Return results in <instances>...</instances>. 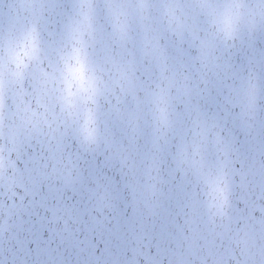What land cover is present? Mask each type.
Listing matches in <instances>:
<instances>
[{"label": "water", "instance_id": "obj_1", "mask_svg": "<svg viewBox=\"0 0 264 264\" xmlns=\"http://www.w3.org/2000/svg\"><path fill=\"white\" fill-rule=\"evenodd\" d=\"M0 264H264V0H0Z\"/></svg>", "mask_w": 264, "mask_h": 264}]
</instances>
